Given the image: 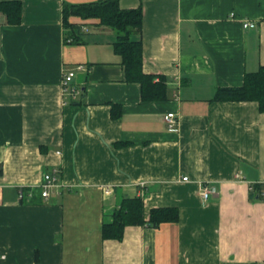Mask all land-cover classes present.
I'll return each mask as SVG.
<instances>
[{
	"label": "crops",
	"instance_id": "1",
	"mask_svg": "<svg viewBox=\"0 0 264 264\" xmlns=\"http://www.w3.org/2000/svg\"><path fill=\"white\" fill-rule=\"evenodd\" d=\"M93 1L0 0V264H264V112L214 99L264 67V0H119L141 7L131 39L142 73L163 79L146 97L111 28L64 24L63 3ZM201 185L216 194L203 201ZM133 197L145 220L174 207L178 221L103 239Z\"/></svg>",
	"mask_w": 264,
	"mask_h": 264
},
{
	"label": "trees",
	"instance_id": "2",
	"mask_svg": "<svg viewBox=\"0 0 264 264\" xmlns=\"http://www.w3.org/2000/svg\"><path fill=\"white\" fill-rule=\"evenodd\" d=\"M118 2L119 0H97L82 4L63 3L64 24L71 27L72 25L68 23L69 17L77 16L81 19H97L100 25L111 28L117 35L114 49L121 57L126 79L139 82L143 97L150 96L151 92L156 93L157 89L162 87L163 79L160 78L158 83L153 84V76L142 73L141 44L140 41L131 39V36L141 28V7L121 9ZM69 37L74 40V32H71ZM214 99L256 101L260 111L264 112V67L246 74L241 86L218 88ZM113 109L112 115L116 116L118 110H115V106ZM39 193L41 195V188ZM110 217L111 220L102 225V238L121 240L124 228L128 225H147L157 228L162 223L178 221L179 215L174 207H160L151 209L148 219L145 220L142 199L133 197L123 198Z\"/></svg>",
	"mask_w": 264,
	"mask_h": 264
},
{
	"label": "built area",
	"instance_id": "3",
	"mask_svg": "<svg viewBox=\"0 0 264 264\" xmlns=\"http://www.w3.org/2000/svg\"><path fill=\"white\" fill-rule=\"evenodd\" d=\"M243 27L244 28H253L254 24L251 22H244L243 23ZM78 69H82V67H78ZM74 76V72L73 71H69L67 73H65L63 75V81H62V86L63 89L66 91L68 90V86L69 83L72 79V77ZM73 93L71 94L74 96V93H76V91L71 90ZM164 120L169 124V126H171L174 122V114L173 113H168L167 115H165ZM56 171H52L49 173H45L43 175L42 178V182L40 183V188H41V196L43 198H48L49 197V192L48 190L56 187L57 186V180H56V175H55ZM183 181H188V177H183L182 178ZM141 186H144V184L142 183ZM106 192H109V189H106ZM217 190L214 186H208V185H201V198L203 199V201H207L212 195L216 194Z\"/></svg>",
	"mask_w": 264,
	"mask_h": 264
}]
</instances>
